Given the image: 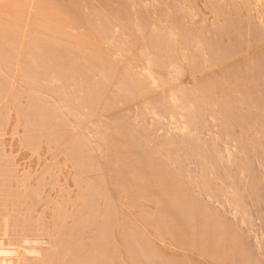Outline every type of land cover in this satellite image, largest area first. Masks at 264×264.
<instances>
[{
  "label": "bare ground",
  "instance_id": "bare-ground-1",
  "mask_svg": "<svg viewBox=\"0 0 264 264\" xmlns=\"http://www.w3.org/2000/svg\"><path fill=\"white\" fill-rule=\"evenodd\" d=\"M6 4L0 12L37 28L25 41L0 16V264H229L244 253L231 223L256 226L241 190L253 187L251 155L264 156V0ZM233 35L256 49L238 53L242 62ZM107 176L161 237L172 231L202 258L173 254L146 221L123 224ZM221 199L240 218L219 217Z\"/></svg>",
  "mask_w": 264,
  "mask_h": 264
},
{
  "label": "rangeland",
  "instance_id": "rangeland-1",
  "mask_svg": "<svg viewBox=\"0 0 264 264\" xmlns=\"http://www.w3.org/2000/svg\"><path fill=\"white\" fill-rule=\"evenodd\" d=\"M99 1H100V0H99ZM7 5H8V4H6V7H3V8L0 7V11H1L2 9H4V11H5V10H8ZM5 8H7V9H5ZM33 11H35V9H33ZM33 11H31V13H32ZM5 13H7V11H5ZM5 13H4V12H3V13L0 12L1 19H2V18H3V19L8 18V19H6V20H10V21L12 20V21H14L15 23L17 22L16 20H13V18L11 19L10 17H8L7 14H5ZM34 13H35V12H34ZM34 13H32V14H34ZM1 14H2V15H1ZM3 15H4V16H3ZM2 16H3V17H2ZM4 17H6V18H4ZM9 18H10V19H9ZM18 21H19V20H18ZM21 22H22V23H21ZM17 23H19L18 25H22L23 23H24L23 25H26V24H25V21H19V22H17ZM26 23H27V26H28V27L26 26V29L29 28V26L31 27V25H34V27H32L31 30H34L33 28H37L35 24H32V21H31V22H30V21H29V22L26 21ZM28 23H29V24H28ZM30 24H31V25H30ZM23 25H22V26H23ZM22 26H21V27H22ZM24 27H25V26H23L22 36H23V39H25V41H27V39L29 38V34L31 33V31H29V32H30V33H29V32H28V29L26 30V29H24ZM24 30H25V31H24ZM29 30H30V29H29ZM26 31H27V33H26ZM82 32H83V31H82ZM82 32L80 31V32H78V34L81 35ZM25 34H28L27 39L24 38V36H25V37L27 36V35H25ZM83 34H84V33H83ZM83 34L81 35L82 37H84ZM84 35H85V34H84ZM232 37H236V39H232V44L234 45V46H233V45H232V46H233V47H236V48L238 49L237 45L234 44V41H233V40H235V41L237 42V40H238L239 37L236 36V35H233ZM232 37H231V38H232ZM237 37H238V38H237ZM238 41H240L241 43H243V44H242V47L244 48L243 50H245V49H246V47H245L246 44L244 45V42H242L241 40H238ZM102 42H103L102 40H99V41H98V44H99V45H103V44H100V43H102ZM240 42H238V43H240ZM104 43H105V42H104ZM238 43H236V44H238ZM241 43L239 44V47H240ZM263 43H264V42H263V40H262V45H263V47H264V44H263ZM103 46H105V45H103ZM103 46H102V47H103ZM233 47H231V49H232ZM231 49H230V51H231ZM233 49H235V48H233ZM250 49H251V48H250ZM250 49H249V51H251L252 49H253L252 51H255V50H256L255 48H252L251 50H250ZM241 50H242V49H241ZM237 51H239V52H237V54H236V53H233V52H236V49H235V51H234V50L232 51V54H231V55H234V56H235V57L233 56L234 59H233V57H232V59H233V60L237 59V60H235L236 63H237V61H239V60H240V62H242V59L244 58V56H241V55H239L238 53L241 52L240 54L243 53L244 55H245V54L247 55V53H248L249 51H248V49H246L247 52L245 53V51H244V52H243V51H240V48H239V50H237ZM252 51H251L250 53L253 54L254 52H252ZM235 54H236V55H235ZM238 55L241 56L240 58H242V57H243V58H242V59H240L239 57L237 58L236 56H238ZM257 58H258V57H257ZM232 59H231V60H232ZM238 59H239V60H238ZM259 59H261V58H259ZM233 60H232V61H233ZM262 60L264 61L263 58H262ZM258 61H259V60L257 59V64H258ZM263 61L260 60V62H259V66L262 65L261 67H264V65H263L264 62H263ZM233 62H234V61H233ZM261 62H263V63H261ZM260 63H261V64H260ZM255 66H256V64H255ZM259 66H257V67H259ZM243 67H244V65H243ZM257 67H255V72L257 71V70H256ZM261 67H260V68H261ZM260 68H258V69H259L258 72H260ZM253 69H254V68H253ZM238 71H239V70H238ZM244 71L246 72L247 70H245V68L242 69V71L240 70V72H244ZM251 71H253V70H251ZM261 72H262V74L264 75V69H263V68H261ZM261 72H260V74H261ZM250 73H251V72H246V75L248 74V76H250V77L252 76V77H253V73H254V72H252V75H250ZM243 74H244V73H243ZM254 74H255L254 77H256V76L258 75V73H257V74L254 73ZM260 74H259V75H260ZM246 75H244V76H246ZM259 75H258V77L261 78V76H259ZM263 75H262V76H263ZM248 76H246V77H248ZM250 77H249V78H250ZM252 77H251V79L254 78V77H253V78H252ZM263 78H264V76H263ZM263 78H261L262 80L260 79L261 82L264 80ZM255 79H257V77L254 78V80H255ZM262 83H263V82H262ZM263 84H264V83H263ZM263 86H264V85H262V90H263V88H264ZM253 91H254V90H253ZM263 92H264V91H263ZM255 93L257 94V91H255ZM255 93H254V94H255ZM256 94H255V95H256ZM259 94H260V93L258 92L257 95H259ZM262 94H264V93H261L260 95H262ZM257 95H256V96H257ZM258 97H259V96H257V98H258ZM260 97L263 98V96H260ZM254 99L257 100L255 96H254ZM260 99H261V98H260ZM255 100H254V101H255ZM261 100H263V101H261ZM261 100L259 101V98H258L257 101H259V102H256V101H255V102L257 103V105L260 104L261 108H263V110H264V103H263V105L260 103V102H264V98L261 99ZM260 106L258 105V107H260ZM262 106H263V107H262ZM260 111H261V110H260ZM263 112H264V111H263ZM263 112H261L262 115H263ZM262 117H264V115H263ZM249 120H250V119H249ZM262 121H264V118L262 119ZM254 149H256V148H253L252 150H254ZM257 149H258L257 151L260 152V153L262 154V148H257ZM259 149H261V151H260ZM252 150H251V151H252ZM251 151H250V152H251ZM250 152H248V153H249V154H248L249 156H250L251 154H256V153H255L256 151H255V152L252 151L251 154H250ZM258 154H259V153H258ZM261 154H260V156L255 155V158H254V159H253V155H251L252 158L248 156V159L251 158L250 160H252V161L249 160L250 162H252V163H251L252 165H250L249 167H247V168H248V170H247V177H248V175H249L248 172H249L250 167H251V172H252V175H251V176H252V180H251V179H250V180H251L252 182L254 181L255 183L253 182V185H252L253 187H252V188L250 187V189H251L250 191H247L249 187H247V189H246V188H242L243 191L241 190V192H244V193H243L244 195L246 194V195H245L246 197H245L244 195L242 196V194H241L242 199L244 198V201H243V200H242V201L245 203V202H246L245 198H246V199L248 198V200H247L246 203H247V206L249 207V209H248L247 206H246V208H247V209L249 210V212L253 215V218H254V220H255V221H254V222H255L254 224H256V226L258 225L259 227H258V226L256 227L255 225H253V226H255V227H253V226L250 225V224L247 225L246 223H248V222H244V223L242 224V222H241L240 220L232 221V220H234V218H233L234 216H233V215L236 214V213H235L236 211L233 210L234 208L231 210V209H230L231 206H229V205L226 207L225 205H226L227 202L223 201L222 199H221V201H218V202H220V204H221L222 202H224L225 204L222 203V204L220 205L219 203H217V200H215L216 202L213 203V204H215L214 207H212V204H211L210 206L212 207V209L215 208V210H217V211H215V210L213 209V211L216 212V213L218 212V210H219L220 212H221V211H225L226 214H224L225 212L223 213V214L225 215V221L228 220V223H231L230 221L233 222V223H231V225L233 224V226H231V227H232V230H231V227L228 226V225H229L228 223H226V227H227V229L230 228L231 231H233V230H236V231H237V232L235 231V233H234L235 235H233V236L235 237V239L238 237L237 240L239 239V241H238L237 244H236V243H234V241H235V240H234V237L228 236V237H230V240H229V241L232 242V241L234 240L233 243H234V246L237 247V248H235L236 250L238 249V245H239V247H240V245H242V246H241V249L243 248V250H244V251L242 250L244 253H241V255H240V253H239V252H241L240 249L238 250V254L236 253L237 251L235 250V251H236L235 253H236L237 255H236L235 253H234V255L237 256V257H240V256L242 257V255H244L245 257L243 256L242 259H243V258L246 259V258L250 257V255L252 256V258H254V256H255V259H256L255 262H252V260H250L249 262L256 263V262L258 261L259 264H264V254H263V253H264V242H263V241H264V231H263V230H264V228H263V227H264V192H262V191H264V187H263V186H264V179H263V178H264V170H263V169H264V166H263V165H264V164H263V162H264V156H261ZM263 154H264V149H263ZM64 158H65V156H64ZM65 159H66V158H65ZM65 159H64V160H65ZM255 159H257V160H255ZM258 159H260L261 161L258 160ZM67 160H68V158H67ZM65 161H66V160H65ZM249 161H248V162H249ZM254 161H255V163L258 161V162H257L258 164H259V163H260V164L262 163L263 165H261V166H263V167L260 168V167H261L260 165L254 164V163H253ZM262 161H263V162H262ZM249 164H250V163H249ZM249 164H247V165H249ZM71 166H72V165H71ZM258 166H259V167H258ZM259 168H260V170H259ZM72 169H74L73 166L71 167V170H72ZM252 169H254V170H252ZM261 169H262L263 171H262ZM258 170H259V171H258ZM68 171H70V169H69ZM72 171H73V170H72ZM110 171H111V170H109V168H108V169L106 168V170L104 169L103 172L106 173V174H108V176H109L110 174H113V173H114V172H111V173H110ZM255 171H256L258 174H257ZM261 171H262V172H261ZM254 172H255V173H254ZM260 172L262 173V175H261ZM70 173H71V172H70ZM254 174H255V176H254ZM259 174H260V175H259ZM91 175L93 176V173H92ZM258 175H259V176H258ZM108 176H107V179H108V182H107V183H108V185H109V189H110L111 197L114 199V200H112V201H114L113 203H114L115 205H117V206L119 205V206H118L119 209L122 208L123 211L125 210V211H124V214H123L122 210L120 209V213L123 214V215H121V216H124V217H122V218H121V216H120V220H122V223H123V221H126L127 224H128V225H127L128 227H129V226L132 227V225L135 224V226H137V227L141 226V227L143 228L144 221H146L144 227H145V229H148V231L150 230L149 233H148V235H150L151 237H153V235H154V237H155L154 240H157V242L160 241V240H162V242H160L161 244H165V243H167V246L169 245L168 248H169L171 245H172L173 248L175 247L176 251L174 250V252H172L173 254H177L176 252H178L179 254H180L181 252H183V253H184V252H185V253H186V252H187V253L189 252L188 254H190V255L193 254V255H194L193 257H195V258H197V259H201V258H202V257H199V254L195 251V249L193 250V247H192V250H193V251L191 250V247H190V248H187V247H189V246H186L187 249H186L185 247H184L185 249H183V248H182V247L184 246L183 242H182V244H181L180 241H177V240H180V239H179V238H178V239H175V238L178 237V236H175V235H177V234H174L172 231H171V232H172L173 234H172L170 231L167 232V231L165 230V231L167 232V233L165 232L166 236H167V237L170 236V239H169V238H167L165 235H163V236L165 237V239L167 238V239H166L167 241L163 238V236L161 237L160 235H161V234H164V232H163L164 230L160 227V225H158V223L156 224V223H154V222L147 221V220L144 219V216H143V218H142L140 215H137V214H141V215L143 214V213H142V212H143V211H142V210H143V207H142L141 205H139L140 203H136V199H135L136 197H133L132 195L130 196L129 193H127V192H126V193L124 192L125 195H122V193H118L119 191H118L117 187L114 186V184H115L114 181H115V180H113L112 178L110 179V177H108ZM253 177H254V178H253ZM256 177H257V179H256ZM250 178H251V177H250ZM258 178H259V179H258ZM248 179H249V177H248ZM110 180H111V181H110ZM112 180H113L114 183L112 182ZM250 180H247V181H249V182H247L246 184L249 183L248 185L251 186L252 183L250 182ZM256 180H258V182H256ZM259 180H260V181H259ZM261 180H263V181H261ZM73 182H74V184H75V181H74L73 179H71V183H72V184H73ZM228 182L231 183L230 181H228ZM259 182H260V183H259ZM261 182H262L263 184H262ZM74 184H73V185H74ZM246 184H245V185H246ZM75 185H76V184H75ZM115 185H116V184H115ZM245 185L243 186V184H242L241 187H242V186H243V187H246ZM248 185H247V186H248ZM74 187L77 188L76 186H74ZM115 187H116V189H115ZM254 187H255V188H254ZM259 187H261V188H259ZM257 188H258V189H257ZM245 189H246V191L249 192V193H247V192L245 193V191H244ZM256 189H257V191H258L259 194L257 193V191H256V193H255V190H256ZM76 190H77V189H76ZM259 191H260L261 193H260ZM252 192H254V195H253ZM251 194H252V195H251ZM255 194H257V195H255ZM119 195H121V197H120ZM258 195H259V196H258ZM123 196H124V197H123ZM125 196H126L127 198H126ZM255 196H256V197H255ZM128 197H131L132 199H131V198H128ZM251 197H252V198H251ZM257 197H259V198H257ZM261 197H262V198H261ZM121 198H122L123 200H122ZM250 198H251V199H250ZM256 198H257V199H256ZM119 199H121V200H119ZM129 199H131V202L129 201ZM262 199H263V201H262ZM133 200H135V201L133 202ZM218 200H219V199H218ZM250 200H251V201H250ZM253 200H255V201H253ZM256 200H257V201H256ZM121 201H122L123 203H120ZM148 201H149V200H148ZM148 201H147V202L145 201V205L150 206L152 203L149 201V203H151V204H149ZM252 201H253V202H252ZM258 201H259V204H260V205L258 204ZM125 202H126V204H125ZM128 202H129V203H128ZM254 202H257L259 208H258V206H257L256 203L254 204ZM135 203H136V204H135ZM201 203H202V202H201ZM211 203H212V202H211ZM250 203H251V204L253 203V204L251 205ZM121 204H123L125 207H124L123 205H121ZM227 204H228V203H227ZM249 204H250V205H249ZM132 205H133V206H132ZM201 205L203 206V203H202ZM223 205H224V206H223ZM244 205H245V204H244ZM255 205L257 206L258 209L255 207ZM130 206L133 208L134 211L132 210V208H131ZM139 206H140V207H139ZM152 206H153V205H152ZM204 206H205V205H204ZM215 206H216V207H215ZM218 206H219V207H218ZM221 206L226 207L225 210H220V209H223V207H221ZM253 206H254V207H253ZM220 207H221V208H220ZM228 207H229V209H228ZM218 208H220V209H218ZM253 208L257 209L256 212H254L255 210H254ZM137 209H138L139 211H138ZM252 209H253V210H252ZM126 210H128V211H126ZM140 210H141V211H140ZM228 210H229V213H227ZM230 210H231L232 212L234 211L235 214L232 213ZM252 211H253V212H252ZM257 211H258V213H257ZM131 212H133V213L130 214ZM138 212H139V213H138ZM220 212H219V213H220ZM230 212H231L233 215L230 214ZM134 213H136V214H134ZM219 213H218L219 217H222V216H223V218H224V215H222V212H221L220 214H219ZM125 214H126V215H125ZM254 214H256V215L258 214V216H256L257 218L254 217V216H255ZM128 215H129V216H128ZM132 215H133V216H132ZM134 215H135V216H134ZM221 215H222V216H221ZM228 215H229V216H228ZM236 215L239 217L238 214H236ZM127 216H128V217H127ZM130 216L132 217V219H130ZM136 216H137L139 219H136V218H137ZM139 216H140V217H139ZM232 216H233V217H232ZM125 217H126V219H125ZM226 217H227V219H226ZM228 217H229V218H228ZM235 217H236V216H235ZM260 217H261V218H260ZM123 218H124V220H123ZM239 218H240V217H239ZM259 218H260V219H259ZM140 219H141L143 222H142ZM220 219H221V218H220ZM231 219H232V220H231ZM236 219H237V218H236ZM134 220H136V221H134ZM137 220H139V221H137ZM222 220H224V219H222ZM130 221H131V222H130ZM133 221H134V222H133ZM238 221H239V222H238ZM126 222H124V223L126 224ZM137 222H138V223H137ZM141 222H142V223H141ZM236 222H238V223L240 224V225L237 224V226L239 225V227H235ZM256 222H257V223H256ZM124 223H123V224H124ZM132 223H133V224H132ZM139 223H140V224H139ZM146 223H148V225H147ZM150 223H151V224H150ZM223 223H224V222H223ZM261 223H262L263 225H261ZM137 224H138V225H137ZM245 224H246V226H244ZM149 225H150V227H149ZM224 225H225V223H224ZM135 226H134V227H135ZM154 226H155V227H154ZM240 226H241V227H240ZM247 226H250V227L247 228ZM251 226H252V227H251ZM134 227H132V228H134ZM137 227H136V228H137ZM157 227H159V228L157 229ZM228 227H229V228H228ZM233 227H235L236 229L233 228ZM242 227H243V228H242ZM261 227H262L263 229H262ZM151 228H152L153 230H154V229H155V230L153 231ZM237 228H238V230H239V228H241L243 232L240 231L241 229L238 231ZM250 228H251V229H250ZM252 228H254V231H253ZM256 228H259V229H256ZM260 228H261V229H260ZM156 229L158 230V232H156V231H157ZM160 229H161L162 231H161ZM230 230L228 231V235H229V232L231 233ZM259 230H260V231H259ZM160 231H161V232H160ZM151 232H152V233H151ZM155 232H156V234H155ZM260 232H261V233H260ZM160 233H161V234H160ZM236 233H237V234H240V236L237 235ZM157 234H159V237H158L159 239H158L157 236H156ZM170 234H172V235H170ZM171 236H174V237H171ZM236 236H237V237H236ZM241 236H242V237H241ZM260 236H261V237H260ZM154 237H153V238H154ZM160 237H161V238H160ZM256 237H258L257 240L259 239L258 242L260 241V242L262 243V244H261L262 248H259V249H258V247H261V246H259V245H260V244H259L260 242L258 243L259 245L257 244V242H256V241H257V240H256ZM259 237H260V238H259ZM173 238L175 239L176 242H174V241L172 240ZM232 239H233V240H232ZM241 239H242V240H241ZM261 239H262V240H261ZM163 240H164V241H163ZM170 240L173 241V242H171ZM231 240H232V241H231ZM237 240H236V241H237ZM236 241H235V242H236ZM178 242H179V243H178ZM241 242H242V243H241ZM255 242H256V243H255ZM172 243H173V244H172ZM177 243H178V244H177ZM233 243H232V245H233ZM238 243H239V244H238ZM175 244H177V245L175 246ZM180 244L183 245V246H181V248H178V247L180 246ZM230 245H231V243H230ZM167 246H165V247H167ZM234 246H233V247H234ZM257 246H258V247H257ZM172 247H170V248H172ZM254 247H255V248H254ZM256 247H257V249H256ZM254 249H255V250H254ZM260 249H261V250H260ZM178 250H179L180 252H179ZM188 250H189V251H188ZM258 250H259V252H258ZM167 251H168V250H167ZM261 251H263V252H261ZM168 252H170V251H168ZM193 252H194V253H193ZM246 252H248V253L246 254ZM249 253H251V254H250L249 256H247ZM252 253H253V254H252ZM259 253H261V255H260ZM197 254H198V257H197ZM262 254H263V256H262ZM234 255H233V256H234ZM256 255H257V256H256ZM258 255H259V256H262V257H259ZM191 256H192V255H191ZM235 256L229 259V261H231L232 264H233V262H234V258H236ZM252 258H251V259H252ZM261 258H262V259H261ZM232 259H233V260H232ZM236 259H237V258H236ZM236 259H235V260H236ZM257 259H259V260H257ZM237 260H239V258H238ZM247 260H248V259H247ZM253 260H254V259H253ZM229 261H228L227 263L231 264ZM252 263H251V264H252ZM258 263H256V264H258Z\"/></svg>",
  "mask_w": 264,
  "mask_h": 264
}]
</instances>
